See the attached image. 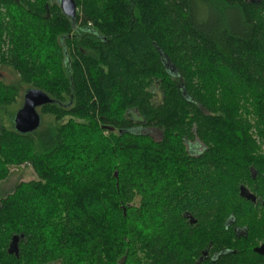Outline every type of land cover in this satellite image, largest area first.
I'll list each match as a JSON object with an SVG mask.
<instances>
[{
    "label": "trees",
    "instance_id": "trees-1",
    "mask_svg": "<svg viewBox=\"0 0 264 264\" xmlns=\"http://www.w3.org/2000/svg\"><path fill=\"white\" fill-rule=\"evenodd\" d=\"M74 1L0 0V185L36 175L0 197V264H264L227 226L264 227V0ZM22 88L52 100L29 135L2 124Z\"/></svg>",
    "mask_w": 264,
    "mask_h": 264
},
{
    "label": "water",
    "instance_id": "water-1",
    "mask_svg": "<svg viewBox=\"0 0 264 264\" xmlns=\"http://www.w3.org/2000/svg\"><path fill=\"white\" fill-rule=\"evenodd\" d=\"M59 4L63 14L70 18L75 19L77 16V4L74 0H59ZM52 103L50 97L44 92L37 89H29L24 94V103L22 107L16 112L13 124L14 129L17 133L21 135H29L37 132L41 126V116L39 109L46 105ZM190 153L197 155L205 150L204 145L197 141L195 144L189 146ZM195 149V150H194ZM246 189L244 187L240 188L241 196H245L244 192ZM191 224L193 225L195 221L192 217H188ZM19 237H14L8 253L11 255H19ZM255 252L261 256H264V244L255 249Z\"/></svg>",
    "mask_w": 264,
    "mask_h": 264
},
{
    "label": "rangeland",
    "instance_id": "rangeland-1",
    "mask_svg": "<svg viewBox=\"0 0 264 264\" xmlns=\"http://www.w3.org/2000/svg\"><path fill=\"white\" fill-rule=\"evenodd\" d=\"M0 78L7 84L16 82L18 80L16 74L8 68H0ZM25 90L26 89H23V94H22L23 98L21 99V101L18 104H16L15 106H12L8 110V113L1 114L2 124L6 128H12L11 119L14 117L16 112L22 107V105L24 103V91ZM139 133L147 134L155 141H160L163 138L162 131L157 130V129L142 130V131H139ZM34 180H36V175L34 173V170L31 167H29L27 165H24L21 167H14L11 169V174H10L9 178L0 185V197H4L5 195L10 194L20 182H30V181H34ZM256 220L260 225H262L264 222V218H261V217H257ZM259 224H258V226H259ZM263 228L264 227L259 228L256 231V235L254 234V236H253L254 241L256 239H260V238L264 239V237H263L264 236V231H263L264 229ZM257 234H258V236H257Z\"/></svg>",
    "mask_w": 264,
    "mask_h": 264
},
{
    "label": "flooded vegetation",
    "instance_id": "flooded-vegetation-1",
    "mask_svg": "<svg viewBox=\"0 0 264 264\" xmlns=\"http://www.w3.org/2000/svg\"><path fill=\"white\" fill-rule=\"evenodd\" d=\"M250 172H251V176H252L253 180H255L258 177V172L256 170H254L253 168H251ZM244 188L246 189V191L244 192L245 196L244 197L241 196V193H240L241 198L244 199L246 202H248L252 206L253 210L255 211L254 216L264 218V197L260 198L258 196V194L256 192H254V190H252L248 187H244ZM251 218H252L251 216L250 217H247V216L242 217V219H240L239 222L234 221V219L230 218L227 221V226L229 228H232L235 235L237 236V238L239 240L238 246L240 249L245 248V247L250 248L249 246H252L253 252L255 254H257L255 252V249L264 244V239L260 238V239H256L255 241H253L249 237L250 231L248 229L249 228L248 222H249V220H251ZM257 236H258V234H257ZM253 242H254V244H253ZM210 254H211V252L209 250L203 252V257L200 259V262H202V263L208 262L211 259ZM217 254H219V253H217V252L213 253V255H214L213 257L217 258ZM257 255L260 257H264V256H261L259 254H257Z\"/></svg>",
    "mask_w": 264,
    "mask_h": 264
}]
</instances>
